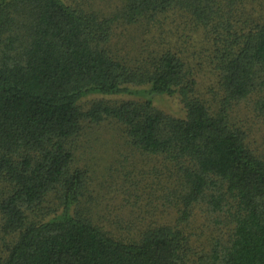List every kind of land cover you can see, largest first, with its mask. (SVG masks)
<instances>
[{"label":"trees","instance_id":"obj_1","mask_svg":"<svg viewBox=\"0 0 264 264\" xmlns=\"http://www.w3.org/2000/svg\"><path fill=\"white\" fill-rule=\"evenodd\" d=\"M250 97L264 0H0V264H264V147L230 113ZM106 121L158 162L130 195L166 210L127 231L90 216L80 141Z\"/></svg>","mask_w":264,"mask_h":264},{"label":"rangeland","instance_id":"obj_2","mask_svg":"<svg viewBox=\"0 0 264 264\" xmlns=\"http://www.w3.org/2000/svg\"><path fill=\"white\" fill-rule=\"evenodd\" d=\"M104 4V1L100 2ZM96 95L89 96L84 106H87L88 99L95 98ZM109 99L113 97H108ZM120 98V97H116ZM124 99H141L143 96H122ZM154 103L157 107L168 114L175 116L184 115V104L178 96L155 95ZM257 100L250 97L246 98L230 108L232 121L248 134V140L251 141L258 151H262L264 147V110ZM86 127V125H85ZM81 137V151L86 150V167L90 174V189L93 191L94 207L90 216L93 220L106 227L107 229H118V231H127L128 227H132L134 219L137 218V212L141 210L144 217L139 219L141 223H145L151 217H158L166 210V206L149 208L148 201H140L139 197L137 206L133 203L137 195L150 196L151 188L149 180L146 179L145 171H150L152 166H156L158 162L153 158H141L133 153L130 148L123 144L120 137L119 128L115 123L109 121L104 125L89 124L84 129ZM129 180L128 182H125ZM138 181L139 191L134 192L135 185L130 183ZM159 194V193H158ZM198 207L194 213L196 221L195 227L205 229L204 223L206 214ZM151 210V212H150ZM154 211V213H153ZM223 223L216 225L208 224L211 230H219L226 228V220L221 218ZM207 226V228H209Z\"/></svg>","mask_w":264,"mask_h":264}]
</instances>
